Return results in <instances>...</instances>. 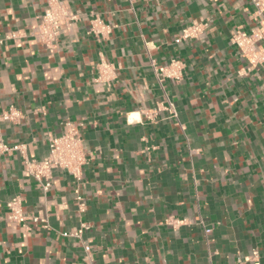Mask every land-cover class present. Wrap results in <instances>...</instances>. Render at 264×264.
Wrapping results in <instances>:
<instances>
[{
	"label": "crops",
	"instance_id": "crops-1",
	"mask_svg": "<svg viewBox=\"0 0 264 264\" xmlns=\"http://www.w3.org/2000/svg\"><path fill=\"white\" fill-rule=\"evenodd\" d=\"M48 1L0 0V34L25 35L0 46V116L23 114L0 135L41 160L74 125L87 164L81 184L54 171L44 194L19 152L0 158V264H254L255 249L264 264V65L231 43L256 26L250 0H59L80 19L53 50L32 36ZM96 15L113 27L102 40ZM194 22L204 33L182 40ZM152 60L182 61V79L160 86ZM168 100L177 118L155 114ZM14 197L49 228L10 222Z\"/></svg>",
	"mask_w": 264,
	"mask_h": 264
},
{
	"label": "built area",
	"instance_id": "built-area-1",
	"mask_svg": "<svg viewBox=\"0 0 264 264\" xmlns=\"http://www.w3.org/2000/svg\"><path fill=\"white\" fill-rule=\"evenodd\" d=\"M250 3L253 7V18L256 26L250 31H245L242 28L236 29L231 36V43L252 68H258L264 65V45H262L264 42V0H250ZM79 19L80 16L68 10L61 1L49 0L48 8L41 17L37 28L33 31L32 36L47 49L53 50L57 47L62 32L68 30ZM205 28L206 24L204 22H194L182 31L181 39H199ZM112 31L113 27L105 24L101 16H94L89 29L90 35L102 40L109 37ZM24 37L25 35L18 32L0 34V46L7 41L13 42L16 46H21ZM151 65L160 86H163V83L167 80L180 81L185 70V64L179 60H172L164 67H158L156 62L152 60ZM101 67L99 80H107L110 75V66L102 64ZM160 111H168L173 117L177 118L176 109L169 100L167 106L159 107L155 114ZM155 114L149 116V118H154ZM0 119L15 123L23 119V114L20 110L11 106L0 116ZM13 152H19L22 155L26 174L40 184L44 194L50 191L53 184V173L56 170L68 173L77 184H81L83 181V171L87 164V159L82 141L79 138L78 129L74 125H70L63 135L49 140V154L41 160L29 158L24 146H9L0 135V158ZM77 198L79 200L78 211L83 214L86 210V203L81 197L78 196ZM6 207L9 210L8 220L10 222L24 227H27L29 222L34 224L43 223L45 228H49L47 219L28 217L24 214L20 197L12 198L6 204ZM168 224L177 228L185 224V222L169 220ZM88 228V226L83 225L80 231L64 233L63 237L79 239L83 231ZM208 232L209 230H206V233ZM84 249L87 254L90 253L89 246H85ZM249 260L254 264H260V253L257 249L253 250Z\"/></svg>",
	"mask_w": 264,
	"mask_h": 264
}]
</instances>
